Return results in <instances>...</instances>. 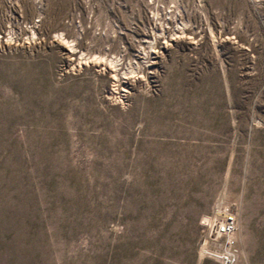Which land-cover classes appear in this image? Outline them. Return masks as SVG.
Returning <instances> with one entry per match:
<instances>
[{
	"label": "rangeland",
	"instance_id": "1",
	"mask_svg": "<svg viewBox=\"0 0 264 264\" xmlns=\"http://www.w3.org/2000/svg\"><path fill=\"white\" fill-rule=\"evenodd\" d=\"M226 210L264 264V0H0V264H220Z\"/></svg>",
	"mask_w": 264,
	"mask_h": 264
},
{
	"label": "built area",
	"instance_id": "2",
	"mask_svg": "<svg viewBox=\"0 0 264 264\" xmlns=\"http://www.w3.org/2000/svg\"><path fill=\"white\" fill-rule=\"evenodd\" d=\"M208 230L210 239L217 245L221 253H218L220 264H237L239 248L235 240L238 232L239 223L237 215L226 210L211 221L204 222Z\"/></svg>",
	"mask_w": 264,
	"mask_h": 264
},
{
	"label": "bare ground",
	"instance_id": "3",
	"mask_svg": "<svg viewBox=\"0 0 264 264\" xmlns=\"http://www.w3.org/2000/svg\"><path fill=\"white\" fill-rule=\"evenodd\" d=\"M165 43H166V42H165ZM109 61H110V60H109ZM106 62H107V61H106ZM110 62H111V61H110ZM113 62H114V60H113ZM115 62H116V61H115ZM115 62H114V63H115ZM107 64H108V62H107ZM115 64H116V63H115ZM115 66H116V65H115ZM110 67H111V66H110ZM104 69L106 70V68H104ZM112 69H113V68H112ZM105 70H104V71H105ZM114 70H115V69H113V72H114ZM110 72H112V70H108L107 73L109 74ZM112 74H113V73H112ZM113 75H118V74H113ZM111 77H113V76H111ZM117 77H118V76H117ZM216 216H217V215H216ZM204 220H206V221H211L212 218H206V219H204ZM202 251H203V252H206L207 250L204 248ZM203 255H204V253H203Z\"/></svg>",
	"mask_w": 264,
	"mask_h": 264
}]
</instances>
